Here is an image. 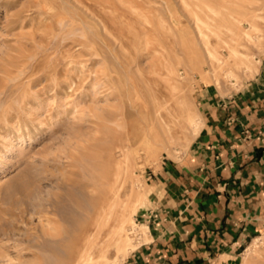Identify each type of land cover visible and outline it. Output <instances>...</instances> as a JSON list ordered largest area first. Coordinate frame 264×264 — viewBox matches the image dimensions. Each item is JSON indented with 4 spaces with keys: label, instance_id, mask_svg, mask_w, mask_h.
<instances>
[{
    "label": "rangeland",
    "instance_id": "1",
    "mask_svg": "<svg viewBox=\"0 0 264 264\" xmlns=\"http://www.w3.org/2000/svg\"><path fill=\"white\" fill-rule=\"evenodd\" d=\"M263 58L264 0H0V264H76L96 239L101 264H128L148 242L155 172ZM262 214L219 264H264Z\"/></svg>",
    "mask_w": 264,
    "mask_h": 264
},
{
    "label": "crops",
    "instance_id": "2",
    "mask_svg": "<svg viewBox=\"0 0 264 264\" xmlns=\"http://www.w3.org/2000/svg\"><path fill=\"white\" fill-rule=\"evenodd\" d=\"M262 61L241 94L205 102L187 155L155 172L148 242L128 264H219L247 242L251 218L264 212Z\"/></svg>",
    "mask_w": 264,
    "mask_h": 264
},
{
    "label": "bare ground",
    "instance_id": "3",
    "mask_svg": "<svg viewBox=\"0 0 264 264\" xmlns=\"http://www.w3.org/2000/svg\"><path fill=\"white\" fill-rule=\"evenodd\" d=\"M183 2H184V0H183ZM120 20V19H119ZM241 24V23H240ZM167 27V26H166ZM173 27V26H172ZM142 28V27H141ZM170 31V30H169ZM137 32V31H136ZM167 32V31H166ZM116 33V32H115ZM109 34V33H108ZM240 35V34H239ZM246 35H248V34H246ZM249 36V35H248ZM248 38V37H247ZM240 50V49H239ZM243 51V50H242ZM237 53V52H236ZM242 53V52H241ZM238 54V53H237ZM249 54V53H248ZM240 55V54H239ZM241 56V55H240ZM242 58V57H241ZM170 70V69H169ZM165 75V74H164ZM151 88V87H150ZM152 89V88H151ZM165 99V98H164ZM158 101V100H157ZM163 102H165V101H162L161 103H163ZM159 103V102H158ZM167 103V102H166ZM162 105V104H161ZM167 105V104H166ZM158 107V106H157ZM163 107V106H162ZM161 107V108H162ZM169 107V106H168ZM151 108V107H150ZM159 108V107H158ZM168 110V109H167ZM165 111V110H164ZM161 112H163L162 110H161ZM169 112V111H168ZM167 113V112H166ZM172 113V112H171ZM170 113V114H171ZM163 113H160V116L162 115ZM159 115V114H158ZM163 116V115H162ZM175 116V115H174ZM189 116V115H188ZM194 116V115H193ZM162 117H160V119H161ZM163 119H164V117H163ZM199 119V118H198ZM165 120H163L162 122V125L163 126H166V128H168L167 126V121L166 122H164ZM198 123V122H197ZM181 124V123H180ZM171 126V125H170ZM184 126V125H183ZM172 128V127H171ZM171 128L169 129V131H173V130H171ZM172 133V132H171ZM170 133V134H171ZM172 135V134H171ZM119 197H120V195H119V193L118 192H115L113 195H112V197L111 198H109V201H107V202H99V204L97 205V207H96V210H95V217L97 218V223H96V225L95 226H93V227H90V228H88L87 230H84V235L86 234L87 236H90L91 238L93 237V236H95V233L97 232V230L100 228V226H101V219L103 218V216H104V212H105V210L107 209V207H108V205H110V203H111V211H110V213H109V211H108V213L110 214V217L112 216V214H113V212L116 210V207H117V205H118V203H119ZM142 198V197H141ZM112 200V201H111ZM123 204V203H122ZM124 205V204H123ZM137 207V206H136ZM135 207V208H136ZM118 208V207H117ZM121 213H122V211H121ZM123 214V213H122ZM125 221H121V220H119V226H118V230H117V235H116V241H117V244H119L120 242H122L123 241V243H124V245L125 246H127V247H125V251H128L129 249H130V247H131V240H130V238L127 236V235H125V236H127V238L125 239V240H123L121 237H122V235H123V233L126 231V225H125ZM115 225V224H114ZM137 228V227H136ZM136 229H135V227H133V229L131 228V234H133L134 233V231H135ZM114 233V232H113ZM111 234V233H110ZM135 234V233H134ZM133 234V235H134ZM146 234V233H145ZM130 236V235H129ZM53 239V238H52ZM89 239V238H88ZM102 240H100V241H97V239L96 240H94L93 241V243H92V245L91 246H89V247H85V248H83L80 252H79V254H78V259H77V262H76V264H101L104 260H105V258H106V255H105V253L102 251V249H101V246H102ZM133 243V242H132ZM137 244H139V243H137ZM134 245V244H133ZM135 247V246H134ZM129 254V253H128ZM125 256V255H124ZM127 258V257H126ZM123 259V258H122Z\"/></svg>",
    "mask_w": 264,
    "mask_h": 264
}]
</instances>
